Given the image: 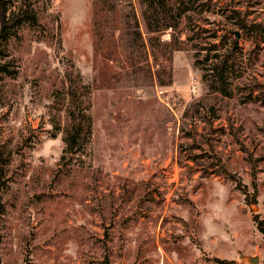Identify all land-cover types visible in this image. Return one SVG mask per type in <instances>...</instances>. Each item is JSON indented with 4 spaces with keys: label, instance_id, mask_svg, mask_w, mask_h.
Returning <instances> with one entry per match:
<instances>
[{
    "label": "rangeland",
    "instance_id": "374dc122",
    "mask_svg": "<svg viewBox=\"0 0 264 264\" xmlns=\"http://www.w3.org/2000/svg\"><path fill=\"white\" fill-rule=\"evenodd\" d=\"M8 1L37 23L0 55L15 72L0 80V264H250L241 255L264 264L252 218L264 220V38L233 17L264 26V0H164L181 12L178 25L132 59L114 9ZM226 54L222 96L199 68ZM66 71L78 110L88 100L92 117L84 151L71 156ZM252 172L256 204L247 205L235 184L253 194Z\"/></svg>",
    "mask_w": 264,
    "mask_h": 264
},
{
    "label": "trees",
    "instance_id": "16d2710c",
    "mask_svg": "<svg viewBox=\"0 0 264 264\" xmlns=\"http://www.w3.org/2000/svg\"><path fill=\"white\" fill-rule=\"evenodd\" d=\"M94 1L117 11L119 23V47L128 59H132L134 54L139 51L140 48H145L147 46L150 50H153L154 43L156 41L158 42L159 39L158 33L164 29H174L178 25L179 18L181 17V12L175 13L174 15L173 13H169L166 10L167 8L165 9L163 6L164 0H136L137 8L135 7L133 0ZM9 10V1L0 0V55L3 54L2 48L4 44H6L11 38L17 36V30L19 28L27 27L28 25L33 26L37 23V16L34 10L30 11L23 8L17 12ZM233 17L236 19L237 27L244 33L259 35L264 38V26L254 23H245V20L241 19L239 14L235 11ZM141 31L145 37L144 41ZM230 53H233V49H230ZM1 59L2 58H0V80L15 75L14 69L12 70L9 68L10 62H1ZM204 61H207L206 57L204 58ZM199 63L203 64L202 60H193V68H199ZM210 63L212 64L209 68H199L201 69L202 80L206 81L209 91L218 93L222 96H228L230 90L229 79L232 67L229 54L221 57L214 56V59L211 60ZM66 73V77L69 80L66 89L68 100L64 108L66 121L62 128L64 143L63 153L71 156L84 151L86 144L91 137L92 117L89 110L90 102L88 100H82V108L78 110L77 105L80 102L78 89L71 84V72L66 71ZM157 79L158 83L163 85L159 77H157ZM54 129L60 130L61 127L54 124ZM5 164L6 159L4 158L3 145L0 144V172H2ZM224 173L226 172L224 171ZM251 176L253 179V194H251L247 186L243 185L240 181L236 182L233 175L229 176L231 180L236 182L235 187L243 196L244 203L247 205L256 204L255 197L257 188L253 172ZM252 218L258 232L261 234L262 242L264 243V220L259 217V214H254ZM214 262L217 264H234L233 261L219 260L217 258L214 259Z\"/></svg>",
    "mask_w": 264,
    "mask_h": 264
},
{
    "label": "water",
    "instance_id": "95a60500",
    "mask_svg": "<svg viewBox=\"0 0 264 264\" xmlns=\"http://www.w3.org/2000/svg\"><path fill=\"white\" fill-rule=\"evenodd\" d=\"M240 258L243 261H247L250 264H257L258 263V258L256 256L241 255Z\"/></svg>",
    "mask_w": 264,
    "mask_h": 264
}]
</instances>
